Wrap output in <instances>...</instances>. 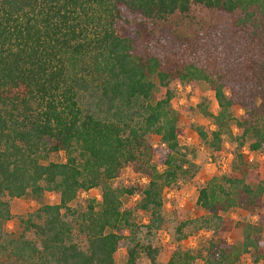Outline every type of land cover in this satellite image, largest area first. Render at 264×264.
I'll use <instances>...</instances> for the list:
<instances>
[{
  "label": "trees",
  "instance_id": "1",
  "mask_svg": "<svg viewBox=\"0 0 264 264\" xmlns=\"http://www.w3.org/2000/svg\"><path fill=\"white\" fill-rule=\"evenodd\" d=\"M192 5L232 19L227 63L192 60L180 38L151 32ZM202 79L220 107L209 144L219 151L221 127L234 118V157L243 159L245 144L264 152V0H0V264H116L123 247L127 264L144 252L157 264L158 250L139 235L162 226L164 198L188 174L170 82ZM237 104L243 112L234 117ZM60 151L65 160L51 161ZM128 168L140 183L119 180ZM254 177L246 166L208 179L200 216L179 222L174 238L214 233L203 249L176 246L166 264H242L248 252L259 264L262 227L239 222L240 243L225 237L224 212L253 210L262 200L264 184L251 185ZM93 188H101L98 201L71 205ZM46 195L56 201L44 202ZM135 195L125 208L123 197ZM22 197L39 205L19 219L16 235L12 201ZM136 212L147 223L138 224Z\"/></svg>",
  "mask_w": 264,
  "mask_h": 264
},
{
  "label": "rangeland",
  "instance_id": "2",
  "mask_svg": "<svg viewBox=\"0 0 264 264\" xmlns=\"http://www.w3.org/2000/svg\"><path fill=\"white\" fill-rule=\"evenodd\" d=\"M231 22V18L223 17L201 6L192 5L188 13H177L158 24H152L151 32L162 39L166 37L180 38L179 40L185 44L184 47L190 49L192 60L198 57L201 58L204 64L212 66L213 63L218 61L227 63L226 58L223 56V46H226V40L230 38ZM216 52L218 57L215 55ZM236 63L237 59L234 57L232 66ZM228 65L231 64L228 63ZM154 81L159 83L157 77H154ZM170 87L175 90L171 102L172 108L177 111L179 125L183 128L179 141L182 153L186 156L187 163L185 167L188 174L174 184L165 196L162 226L151 231L143 227V232L139 235L140 240L145 245L151 243L158 250L156 254L157 264H166L171 250L176 246L196 250L203 249L208 245V239L214 233L213 230L200 229V231L182 241L174 238V230L179 222L200 216L201 210L197 205V198L201 186L208 179L215 175L229 176L240 173L241 168L247 166L249 171L255 175L254 178L249 180V183L256 186L261 181L264 184V152H251L245 144L241 148L242 160L233 155L234 150L240 149L237 148V141L235 140L237 128L234 118L225 121V124L221 127L222 141L219 151L209 144L212 139L210 132L218 129L212 115L217 114L220 110L215 92L209 82L203 79L193 83L174 82L172 80ZM231 110L234 117L243 112L242 107L238 104L233 106ZM201 129L209 132V137L205 140L200 134ZM152 140L157 143L158 137L153 136ZM246 151L252 153L253 159ZM50 160L55 162L64 161L65 153L63 151L54 152L50 155ZM119 180L125 183L137 184L141 182V177L128 168ZM142 181L146 182L145 179ZM100 194L101 188L85 191L71 205L86 207L91 199L98 201ZM138 199V195L124 196V207L128 208L135 205ZM55 201L53 195H46L44 198V202ZM38 205L36 201L24 197L14 199L12 201L13 218L9 222V230L18 235L22 230L19 219L36 209ZM224 215L231 223L229 231L225 234L228 243L238 244L243 238L245 228L239 226V222L262 227L263 231L260 235L264 241V195L255 209L232 207L229 211L224 212ZM135 219L138 224H144L148 221V215L136 212ZM240 259L242 264H253V253H244ZM127 260V250L123 247L117 254L116 264H127ZM201 263L202 261L198 259L194 264ZM136 264H152V262L149 255L144 252L140 254ZM259 264H264V258L260 259Z\"/></svg>",
  "mask_w": 264,
  "mask_h": 264
},
{
  "label": "built area",
  "instance_id": "3",
  "mask_svg": "<svg viewBox=\"0 0 264 264\" xmlns=\"http://www.w3.org/2000/svg\"><path fill=\"white\" fill-rule=\"evenodd\" d=\"M246 153H249L248 151H246ZM250 154V158L253 159V155L252 153H249Z\"/></svg>",
  "mask_w": 264,
  "mask_h": 264
}]
</instances>
